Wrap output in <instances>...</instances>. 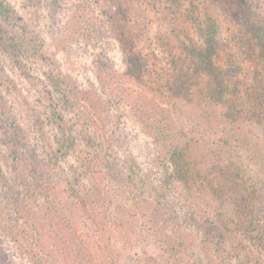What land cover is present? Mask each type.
Instances as JSON below:
<instances>
[{
	"label": "rangeland",
	"instance_id": "rangeland-1",
	"mask_svg": "<svg viewBox=\"0 0 264 264\" xmlns=\"http://www.w3.org/2000/svg\"><path fill=\"white\" fill-rule=\"evenodd\" d=\"M39 1L38 6H27L29 0H5L12 8L2 12L1 24L5 30L7 28L10 38L23 39L27 43L23 50L26 47L28 50L25 56L21 55L15 61L12 60V43L8 42V48L4 42L0 43V95L7 96L13 106L26 100L36 111H44L49 99L55 100L63 117L77 127L81 153L72 154L60 162L59 168L63 170L59 174H51L50 169L57 167L55 157L59 159L60 156L57 151L65 143L63 133L51 129L44 133L37 131L29 123L28 116L25 117L26 113H21L18 118L27 129L29 150L46 169L42 170L40 177L33 175L27 178L25 174V188L19 185L16 189L41 199L39 193L58 186V190L51 193L57 194L71 180L81 184L78 188L82 191L89 194V189L92 192L87 194L85 208L78 206L72 209L70 204H60L55 197L51 203L53 211L46 216L42 208L31 207V212L39 218L36 224L39 236L31 223L16 211L7 191L1 193L0 188V196L3 194L0 197V216L6 218L9 214L5 224L0 220V264H255L257 259L263 260L264 256L255 257V252L261 248L256 244L251 246L250 239H246L243 246L239 245L244 252L237 249L238 242L226 243L222 246L223 251L205 244L196 224L199 215L202 217V207L205 209L209 205H204L202 188L195 187L189 191L187 186L172 180L167 191L170 196L168 204L161 205L158 214L148 217L151 209H158L153 197L154 187L159 188L164 177L175 175L172 171L178 170L175 165L170 166V170L163 168L168 157L162 145L189 141L190 160L198 163L202 155L209 156L213 150L206 152L198 149L197 145L192 146L190 134L192 131L202 133V128L209 129L210 122L202 123L204 115L199 94L202 93V76L199 77L200 82L196 76L189 81L184 80L186 87L182 94L191 88L194 98L200 103L196 109L181 107L178 120L177 116L176 120L174 117L172 136L168 139L164 138L163 131L155 122L154 93H142L146 98L135 95V100H141L139 104L130 101L132 90H139L137 81L126 76L132 67L130 58L134 53L137 55L129 43L136 34L129 36L122 31L121 26L127 22L117 18L114 6L119 7V3L131 6L133 13L129 15L136 25L130 26L133 33H140L137 39H141L143 45L154 40L152 47L164 51L170 44L173 55L184 61L182 54L186 55V51L180 47L188 35L199 48L203 44L202 32L209 35L213 31L221 39L232 40V46L242 29L264 37V0H118L117 4L107 3L106 8L99 6L97 11L91 3L81 9L82 0ZM56 7L62 8L59 11ZM82 14L83 20L88 21L87 25H93L94 32L84 23L86 28L79 30L77 24ZM225 57L222 67L233 68L229 57ZM191 60L188 59L187 66ZM22 66L28 67L29 71H24ZM250 68L254 70V67ZM176 74L183 73H176L174 69L168 72L170 88L175 85L173 77ZM48 75L52 76L51 81ZM61 80L68 83L59 82ZM150 80L152 82L147 87L157 89L160 85L163 99L166 94L178 93L175 89L167 90L165 79L158 78L157 82V77H151ZM141 102L149 108L139 109ZM233 128H239L234 132L239 135L243 157L254 162L256 172L264 178V149L250 144V141H261L264 146V122L262 125L252 124L245 114L236 119ZM80 134L87 136L88 140L82 141ZM0 141H4L3 133H0ZM31 152L25 154L26 150L21 147H15L14 151L6 150L0 144V179L4 180V175L12 181L19 174L20 168L16 171V167H12V156H30ZM123 174L132 178L124 180ZM242 175L247 176L246 173ZM247 178V184L254 187L257 180ZM259 186L264 194V187ZM211 191L222 193L218 188ZM250 192L251 199L262 201L260 191L250 189ZM244 196L247 200L241 204L244 197L238 190L235 200L227 199L229 205L225 201V209H229L226 210L228 220L231 221L234 209L238 207L237 222L248 221L245 227L250 232L247 233L254 232L253 236H256L264 231V210L253 205L248 194ZM220 197L218 202L213 198L217 207L223 203ZM190 200L200 206H197L199 215L196 217L193 214L197 213L187 202ZM63 205L68 207L61 209ZM88 215L93 219L90 220ZM20 226L21 230L16 231Z\"/></svg>",
	"mask_w": 264,
	"mask_h": 264
},
{
	"label": "trees",
	"instance_id": "trees-1",
	"mask_svg": "<svg viewBox=\"0 0 264 264\" xmlns=\"http://www.w3.org/2000/svg\"><path fill=\"white\" fill-rule=\"evenodd\" d=\"M104 1L82 0L80 6L81 9H85V7L89 6L91 3L94 4V10L97 11L99 6L101 8L102 6L106 8L108 7L107 3L117 4L118 2V0ZM40 3L39 0H29L26 4L27 6H38ZM119 4V7L114 6L116 16L118 15L117 18L123 22H127L125 25L121 26L122 31L126 32L129 36L130 34H136L129 43L132 44L133 50L137 52V55L134 53L132 58H130L132 67H130L129 73L126 74V76L137 81L139 90L135 88L132 90L133 94L130 101L139 104L141 100L140 98L135 100V95L145 97L142 93L147 94L148 91H150V93L153 92L155 95L153 100L156 108L152 107L154 111H156L155 114L157 116L155 122L159 124V128L163 131L161 133L164 135V138L168 139L172 136L171 130L173 128L172 124L174 123V117L176 120L177 116L178 120V113L182 111L181 107L196 109L198 108L197 104L200 103L199 100L194 98L195 94L191 88H187V92L182 94L183 88L186 87V82L184 80L188 79L189 81L197 77L196 80L200 82L199 77L202 76V93H199L202 98V115H204V117L202 116V123L205 121L210 122L209 129L202 128V133H194L192 131L190 134L193 139L192 146L197 145L198 149L205 150L206 152L213 150V152L209 153V156L206 154L202 155L198 163L194 162V160H190L191 155L188 154L189 141L184 144L176 143L175 145H170V143H167L162 145V148L167 150L166 154L168 157L163 162V168L170 170L171 168L169 167L175 165L176 168L178 167V170L172 171L176 173L175 175H167L164 177L160 181L159 188L154 187L153 197L154 200H156L155 205L158 209L157 211L151 209L148 217L155 216L154 214H158L161 205L164 206L168 204L170 196L167 195V191L169 190V186L173 183L172 180L183 184L184 187L187 186L190 188L188 189L189 191L192 190V188L195 189V187L202 188L204 189V205L207 206V204H209L205 209L202 207V217L199 215V211H197V208L200 206L197 205V207L195 203L192 202L193 200L187 202L190 203L192 211L197 213L193 214V216L196 217L199 215L196 224L205 239V244L223 251L222 246L226 243L231 245L238 242V245H236L237 249L243 251V248L239 245L243 246L247 242L246 239H250L249 244L251 246L256 244L261 248L255 252V254H257L255 257L264 256V231L258 232L256 236H253L254 232L247 233L250 232L245 227V225H248V221H244V223L237 222L236 209L238 207L234 209V217L231 218L230 221L228 220V213H226V210L229 209H225L224 206L225 201H228L227 199L235 200L238 190L241 191L242 198L244 197L243 200H241V204L247 200L244 194H248L249 199H251V189L258 192L260 191L259 198H262V201L252 198L253 205H259L258 208H263L264 210V194L259 186V184H261L264 187V178H260V174L256 172V164L251 162L250 159L243 157L244 151L241 148L242 145L241 141H239V135L234 132L239 128H233L236 119L245 114L249 117V121H251L252 124L262 125V122H264V42L261 43V39L264 38L263 35L261 36L259 33H253L250 30L246 31L242 29L240 34L235 37V43L234 46H232V40L226 41L221 39L217 37V34L213 31H210L209 35H207V32H202L203 44L200 48L193 43L194 39L190 38L188 35L185 42L186 45L183 43L180 47L185 48L186 51V55L182 54L184 58V61H182L178 60L179 56L173 55L172 46L170 44L168 45L169 49L165 46L166 50L164 48V51L153 48L154 40L149 42L148 45H143V41L137 39V35L140 36V33H133V28L130 26V24L136 25V22L132 21L133 17L129 15V13H133L131 6L129 4L124 6L121 3ZM10 6L11 5L7 4L5 0H0V43L4 42L6 48L9 47V41L12 43V60L16 61L19 60V56H25L28 47H26L24 51L23 47L27 45V43H24L23 39L17 40L15 37L10 38L8 32H6L7 28L5 30V27L1 24L2 12L9 11V9L12 8ZM61 8L62 7H56L59 11ZM91 13L94 15V11H91ZM83 18L84 14L80 16L77 24L79 30H84L87 27L88 29H93L92 32H94L95 29L93 25H87L88 21L85 19L83 20ZM83 23L86 27H84ZM79 34H81V32ZM181 42L182 41L179 43ZM189 43L193 47L192 49L191 46L188 47ZM191 43H193V45ZM31 49L32 48H30V50ZM225 56L229 57L230 62L233 64V68L231 66L227 68L222 67L221 63L226 60ZM152 58L155 62L153 64H151ZM190 58L193 60L189 61V66H187L188 59ZM249 66L254 67V70ZM193 67H195V69ZM22 68H24V71H29L28 67L22 66ZM173 69L176 73L179 71L183 74H176L173 77L175 85L173 88H170L169 85L171 81L168 77V72L171 73ZM51 77L52 76L48 75L50 81ZM151 77H157V82L158 78L161 80L165 79L166 85H168L166 87L167 90L175 89L178 93L172 96L166 94L165 99H163L164 97L160 90V85H158L157 89L152 86L147 87V85L152 82L150 80ZM59 82L68 83L66 80H64V82H62V80ZM46 90V93H48V89ZM49 100L50 102L46 105L44 111H36L26 100L20 102L18 106H13L11 102L8 101V97L2 96L1 94L0 133H3L4 141H0V144L5 146L6 150L10 148V150L14 151L15 147H21L26 150L25 154L31 152L27 144L28 141H26L28 138L27 129L19 122L18 117L21 113H26L25 117L28 116L29 123L37 131L44 133L46 130L51 129L59 133L62 132L65 143L62 144L59 151H57V153H60L59 159L55 157L57 167H52L50 169L51 174L56 175L60 173V170H63L59 168L61 167L60 162H63L66 158H70L72 154L81 153V144H78L80 139L77 136L76 125L70 124V122L63 117L62 111L60 110L61 107H58L55 100ZM130 105L132 106L133 104ZM144 106H146L145 103L141 102L139 109ZM18 107L20 109H18ZM94 116H97V114ZM209 117L211 118L210 121H208ZM250 131L253 132L252 127ZM80 136L82 141L88 140L87 136L84 135V137H82L81 134ZM155 139L158 140L157 137H155ZM250 144L251 146L254 144L261 150L264 149L261 141H250ZM12 162L14 164L12 167L15 166L16 171L20 168L18 171L19 174L12 181L3 175L4 180L0 179L2 181L0 186L1 193L7 191L6 194H8L9 200L16 211L20 213L21 217L24 216L28 223H31L36 232H39V228L36 225L39 218L35 213L33 214V212H31V207L42 208L46 216L53 211L51 206L53 197L58 198L60 204H70L69 206L72 209L73 207L77 208L78 206H82L81 208H85L87 206L86 198L88 193L78 188L81 184L72 183L73 181L71 180H68L67 187L62 186L64 188L57 194L51 193L54 192L55 189L58 190V186L53 187V189H47L46 193H44V191L39 193L41 199L37 198L35 194L30 193V195H27L23 190L17 191L16 188L19 187V185L23 188L26 186V184L24 185L25 174L27 178L33 175L40 177L42 170H45L46 167L43 166L41 161L35 158L33 152L30 153V156L21 155L18 158L12 156ZM27 170L29 172H27ZM30 170H32L33 173H31ZM191 170L192 172H190ZM61 173H64V171H61ZM242 173H246L247 176H243ZM123 176L125 177L124 180H130L132 178L126 174H123ZM247 177H253L254 180H257L254 187H250L247 184L245 181ZM77 180L80 182L79 176ZM200 181L202 184H199ZM243 181L246 183L245 185H243ZM142 184L143 180L139 184L140 187ZM22 187H20V189ZM213 188L221 189L222 193L217 191L212 192L211 190ZM87 191L89 194L92 192V190L89 189ZM0 197H3V194ZM218 197L223 200L221 201L223 203L217 207L213 201L215 199V202H218ZM229 203L228 201L227 205H229ZM241 204L237 203V205ZM193 205L196 206V208ZM65 207L68 206L63 205L61 209ZM70 218H72L71 215ZM89 218L90 220L93 219L90 216ZM240 218L241 217H239V220H242ZM7 219H9V214L6 215V218L3 215L0 216L1 223L3 222V224H5V220ZM22 224L23 222L20 225ZM21 228V226L18 227L16 231H20ZM38 235L40 236V232ZM246 236H249V238H246ZM261 261H264V259H257L255 264H261Z\"/></svg>",
	"mask_w": 264,
	"mask_h": 264
}]
</instances>
